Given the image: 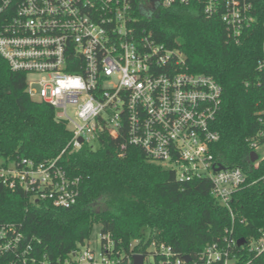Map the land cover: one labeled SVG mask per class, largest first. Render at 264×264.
I'll use <instances>...</instances> for the list:
<instances>
[{
    "label": "built area",
    "instance_id": "built-area-1",
    "mask_svg": "<svg viewBox=\"0 0 264 264\" xmlns=\"http://www.w3.org/2000/svg\"><path fill=\"white\" fill-rule=\"evenodd\" d=\"M253 1L156 0L155 6L153 0H0V55L12 70L26 74L31 98L52 105L56 117L69 123L75 148L89 137L97 141L100 132L123 138L120 150L139 147L150 161L175 171L180 182L207 179L233 221L230 201L247 174L227 167L212 151L219 138L213 124L223 88L211 75L190 72L184 53L159 43L139 25V16L194 3L206 15L218 14L236 40L257 22ZM261 48L257 65L264 70V33ZM69 106L78 122L69 117ZM78 137L84 139L81 144ZM260 144L254 141L251 151ZM59 157L46 163L0 157V183L66 208L77 201L79 179L56 166ZM262 158L249 159L254 169ZM220 163L223 168L216 170ZM232 232L233 226L188 262L172 245L154 239L145 250L128 255L109 233H100L98 254L87 238L64 257L49 260L19 226L0 222V264H121L126 259L133 264L136 254L143 255L142 264H251L244 250L254 256L264 252V231L239 246Z\"/></svg>",
    "mask_w": 264,
    "mask_h": 264
},
{
    "label": "trees",
    "instance_id": "trees-1",
    "mask_svg": "<svg viewBox=\"0 0 264 264\" xmlns=\"http://www.w3.org/2000/svg\"><path fill=\"white\" fill-rule=\"evenodd\" d=\"M253 3L257 22L236 40L218 14L206 15L194 3H175L139 16V25L159 43L184 53L190 72L211 75L223 88L213 124L219 138L212 151L227 167L247 174L230 201L233 221L228 208L211 194L207 179L180 182L175 171L150 161L139 147L120 150L123 138L100 132L95 149L87 143L75 148L69 123L56 117L52 105L31 98L26 74L12 70L0 55V157L46 163L60 156L56 166L70 179H79L77 201L66 208L0 183V222L19 226L49 260L84 243L94 223L128 255L145 250L154 239L172 245L180 256L195 257L206 244L228 235L232 226L237 239L250 240L263 232L264 158L255 169L249 159L251 144L264 143V70L257 65L264 0ZM244 255L251 264H264V252L254 256L244 250ZM121 264L131 263L126 259Z\"/></svg>",
    "mask_w": 264,
    "mask_h": 264
},
{
    "label": "rangeland",
    "instance_id": "rangeland-1",
    "mask_svg": "<svg viewBox=\"0 0 264 264\" xmlns=\"http://www.w3.org/2000/svg\"><path fill=\"white\" fill-rule=\"evenodd\" d=\"M74 110L75 109L72 106H69L67 113L72 120L78 122V120L75 116ZM87 144H89L94 149L98 146V142L92 137H89ZM255 152H257L261 157H263L264 156V144L258 145L255 148ZM93 225L94 226L92 228L91 234H90L89 239L87 241L89 242V248L93 249L95 251V253L98 254L100 251V244H101V242H100L101 226L98 223H94Z\"/></svg>",
    "mask_w": 264,
    "mask_h": 264
},
{
    "label": "water",
    "instance_id": "water-1",
    "mask_svg": "<svg viewBox=\"0 0 264 264\" xmlns=\"http://www.w3.org/2000/svg\"><path fill=\"white\" fill-rule=\"evenodd\" d=\"M153 2L155 3V6H156V5H157L156 0H153ZM83 141H84V139H83L82 137H78V142H79L80 144H81ZM257 159H258V153L255 152V151H251V155H250V160H251V162H254V161L257 160ZM220 168H223V164H222V163H220V164L217 166L216 170H217V169H220ZM245 243H246V239L243 238V237H239V239H238V241H237L238 246H239V245H244ZM183 257H184V259H185L186 262H188V261H190V260L192 259V257H190L189 254H188V255H184ZM132 258L134 259V263H133V264H142V263H143V259H144V258H143V255H142V254H136V255H134Z\"/></svg>",
    "mask_w": 264,
    "mask_h": 264
}]
</instances>
